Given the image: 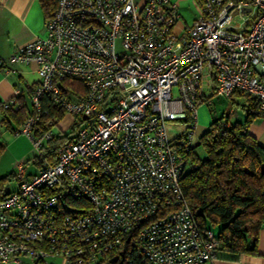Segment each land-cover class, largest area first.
Here are the masks:
<instances>
[{
    "label": "built area",
    "instance_id": "1",
    "mask_svg": "<svg viewBox=\"0 0 264 264\" xmlns=\"http://www.w3.org/2000/svg\"><path fill=\"white\" fill-rule=\"evenodd\" d=\"M200 2L178 33L175 0H57L44 35L10 55L39 78L12 131L34 154L0 198V264H212L218 240L180 180L204 86L264 114V0ZM174 120L188 129L171 136Z\"/></svg>",
    "mask_w": 264,
    "mask_h": 264
},
{
    "label": "trees",
    "instance_id": "2",
    "mask_svg": "<svg viewBox=\"0 0 264 264\" xmlns=\"http://www.w3.org/2000/svg\"><path fill=\"white\" fill-rule=\"evenodd\" d=\"M38 1L45 18H50L57 0ZM33 87L29 88V95ZM234 94L243 100L234 104L244 111V120L230 122L228 115L214 116L208 129L200 135L196 148L186 151L194 166L185 170L180 180L188 206L199 224L208 228L220 226L216 257L233 261L244 254H257L258 234L264 226V146L247 129L264 114L255 98ZM16 98L18 104L7 108L0 101L1 121L12 131L31 111L25 100ZM53 112L63 116V111ZM57 140L59 137L47 147L53 149ZM3 146L0 142V149ZM197 148L202 149L204 156L197 153ZM10 176L14 177V173L0 175V198L10 192L4 189V180ZM119 253L118 257L107 259L108 264H128L123 252Z\"/></svg>",
    "mask_w": 264,
    "mask_h": 264
},
{
    "label": "crops",
    "instance_id": "3",
    "mask_svg": "<svg viewBox=\"0 0 264 264\" xmlns=\"http://www.w3.org/2000/svg\"><path fill=\"white\" fill-rule=\"evenodd\" d=\"M45 23L46 18L38 0H0V101L20 96L28 103V90L38 82L39 78L37 65L35 63H14L9 57L15 53L19 45L35 37L43 36ZM233 102L242 103L243 100L236 97ZM206 104L207 108L202 109L200 115H197L196 109V117L191 126L192 148H196L200 135L208 129L214 118L213 112L215 111L208 107V103ZM227 115L230 122L242 121L245 118L242 109L240 112L235 109L230 110ZM1 120L0 113V131L2 126L7 128ZM247 129L256 141L264 146V116L253 120ZM212 264H264V226L259 230L257 254H244L235 261L216 257Z\"/></svg>",
    "mask_w": 264,
    "mask_h": 264
},
{
    "label": "rangeland",
    "instance_id": "4",
    "mask_svg": "<svg viewBox=\"0 0 264 264\" xmlns=\"http://www.w3.org/2000/svg\"><path fill=\"white\" fill-rule=\"evenodd\" d=\"M178 5L180 18L175 25V31L180 32L186 24H190L193 18L199 14L200 11V0H175ZM204 96L207 97L203 103L200 102L197 105V115H200L202 109L208 107L211 108L214 116L227 115L230 110L241 111V108L236 106L233 102L236 99V95L233 94L231 97L221 96L214 92H210L207 86L203 87ZM238 98V97H237ZM28 105L30 106L29 98ZM217 115H216V114ZM15 124V123H14ZM189 124L184 120H174L167 122V129L171 136L180 135L188 129ZM19 127V126H17ZM16 127V128H17ZM0 142H2L3 149H0V175H7L10 172H15L17 164L23 160L30 158L34 154L33 145L31 140L23 134H14L10 132L5 126L1 127L0 131ZM197 153L200 156H204L201 148H197ZM27 169H33L32 166H27ZM17 188V181L14 177L10 176L4 180V189L13 190ZM215 236H218L220 226L209 225ZM53 261L52 258L48 259ZM22 264H34L31 260L22 257Z\"/></svg>",
    "mask_w": 264,
    "mask_h": 264
}]
</instances>
